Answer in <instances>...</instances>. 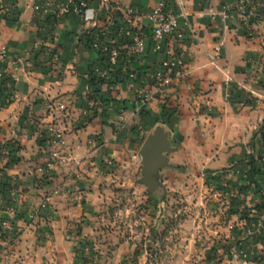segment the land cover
<instances>
[{"label": "crops", "instance_id": "crops-1", "mask_svg": "<svg viewBox=\"0 0 264 264\" xmlns=\"http://www.w3.org/2000/svg\"><path fill=\"white\" fill-rule=\"evenodd\" d=\"M6 1L16 16L0 14L1 209L9 203L14 210L18 198L28 206L46 190L60 191L63 176L125 160L119 151L133 160L157 125L172 147L166 154L169 166L160 168L159 176L179 166L187 173L197 167L213 173L253 156L255 148L264 154V12L246 24L234 11L221 16L232 0H91L80 17L63 9L66 0ZM159 2L179 15L181 36L165 43L176 64L170 86L144 105L136 101L137 87L154 93L150 70L163 56L149 38L147 56L132 61L138 83L102 87L101 110L89 111L81 124L92 90L99 88L91 77L105 64L83 34L112 19L122 21L129 10L148 32V14ZM48 102L64 108L51 113ZM111 116L128 126L125 137ZM52 131L61 138L48 147ZM85 184L76 182L75 188ZM48 209L46 204L43 210Z\"/></svg>", "mask_w": 264, "mask_h": 264}, {"label": "rangeland", "instance_id": "rangeland-1", "mask_svg": "<svg viewBox=\"0 0 264 264\" xmlns=\"http://www.w3.org/2000/svg\"><path fill=\"white\" fill-rule=\"evenodd\" d=\"M98 85L94 99L103 89L101 80ZM111 119L125 137L128 126ZM119 152L122 162L63 176L60 191L46 190L28 206L22 198L12 201L14 210L4 204L0 264H264V207L253 208L264 199L261 151L213 173L163 169L152 193L139 181V151L133 160ZM76 182L85 187L75 188ZM4 221L10 229L2 228Z\"/></svg>", "mask_w": 264, "mask_h": 264}, {"label": "built area", "instance_id": "built-area-1", "mask_svg": "<svg viewBox=\"0 0 264 264\" xmlns=\"http://www.w3.org/2000/svg\"><path fill=\"white\" fill-rule=\"evenodd\" d=\"M91 0H66L63 7L65 11H70L80 17ZM259 4V7L256 6ZM264 3L261 0H232L229 4L224 5L221 16L228 17L233 11L244 20L246 24L252 21H258L264 12ZM122 21L110 20L107 26L94 28L83 34V39L88 47L98 51L104 58V67L101 71L97 70V78L101 80L103 87L111 85H120L126 83L134 86L139 80V73L133 67L132 61L144 59L147 56V41L150 38L152 48L155 52L163 56L158 64H154L150 70V78L154 93L149 92L145 86L137 87L136 101L144 105L153 94L162 95L167 87L170 86L173 73L175 72V58L170 50L165 49L166 41L171 37H180L179 15L172 12L164 2H159L148 14V32L138 27L134 18L131 17L132 11ZM0 14L6 18L16 16L13 5L9 1L0 0ZM4 51L2 56H4ZM126 55V58H124ZM2 73L0 72V75ZM177 74V73H176ZM93 95V94H92ZM87 107L83 110V119L81 124L87 122L89 111L95 112L101 110L102 102L99 99L90 98ZM48 110L54 113L58 107L63 109V105H55L52 102L47 104ZM60 132L47 137L46 145L52 147L59 142ZM15 146V145H14ZM45 203L41 204L44 208ZM3 229H10V224L2 222Z\"/></svg>", "mask_w": 264, "mask_h": 264}, {"label": "water", "instance_id": "water-1", "mask_svg": "<svg viewBox=\"0 0 264 264\" xmlns=\"http://www.w3.org/2000/svg\"><path fill=\"white\" fill-rule=\"evenodd\" d=\"M171 150L168 133L159 125L145 138L140 147L141 178L139 181L146 185L151 193L160 187L158 170L169 166L166 154Z\"/></svg>", "mask_w": 264, "mask_h": 264}, {"label": "trees", "instance_id": "trees-1", "mask_svg": "<svg viewBox=\"0 0 264 264\" xmlns=\"http://www.w3.org/2000/svg\"><path fill=\"white\" fill-rule=\"evenodd\" d=\"M90 48V47H89ZM91 49V48H90ZM93 50V49H92ZM94 51V50H93ZM97 55H99V57H100V59H104L103 57H102V55L98 52V51H94ZM91 81H94V83L93 84H96V85H98V83L100 82L99 80H95V77L93 76V77H91ZM97 91H98V89L96 88V89H94V91L93 92H95V94L97 93ZM98 99L99 100H102L101 99V97H98ZM142 114H145V112L144 111H142ZM250 168H251V171H250V178H251V180H252V182H254L253 180H254V175L256 174V172H255V161L254 160H251L250 161ZM262 207H264V199H262V201H260L258 204H256L253 208L256 210V211H258V210H260Z\"/></svg>", "mask_w": 264, "mask_h": 264}]
</instances>
